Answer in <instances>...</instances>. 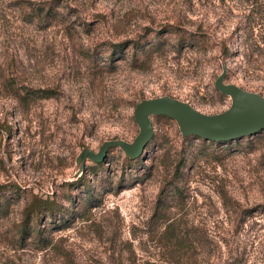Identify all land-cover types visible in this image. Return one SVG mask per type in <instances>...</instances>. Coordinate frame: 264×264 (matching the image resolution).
Instances as JSON below:
<instances>
[{
    "label": "rangeland",
    "instance_id": "1",
    "mask_svg": "<svg viewBox=\"0 0 264 264\" xmlns=\"http://www.w3.org/2000/svg\"><path fill=\"white\" fill-rule=\"evenodd\" d=\"M249 3L0 0V264H264V129L213 144L150 115L139 157L123 147L140 101L218 115L232 99L216 81L264 100V0ZM167 25L205 44L171 47ZM34 196L84 216L53 230L41 210L21 237Z\"/></svg>",
    "mask_w": 264,
    "mask_h": 264
},
{
    "label": "water",
    "instance_id": "2",
    "mask_svg": "<svg viewBox=\"0 0 264 264\" xmlns=\"http://www.w3.org/2000/svg\"><path fill=\"white\" fill-rule=\"evenodd\" d=\"M214 85L218 91L229 94L232 99L231 107L218 115H202L187 104L167 97L137 103L133 117L139 125V131L131 146L123 143L129 158L142 152L152 134L148 114L174 119L185 135H196L207 141H231L264 129V100L260 96L244 92L232 84L216 81Z\"/></svg>",
    "mask_w": 264,
    "mask_h": 264
},
{
    "label": "trees",
    "instance_id": "3",
    "mask_svg": "<svg viewBox=\"0 0 264 264\" xmlns=\"http://www.w3.org/2000/svg\"><path fill=\"white\" fill-rule=\"evenodd\" d=\"M257 3H258V0H250L249 11H251L252 7L254 5H257ZM47 13L48 12L47 11L46 12L43 11V9H37L36 16H38V15L40 16L41 14H43L42 17H44V16L47 15ZM160 32H163V33H159V34H163L164 37L165 36L168 37L169 35L173 36L174 41L170 45H171V47H177V49L182 48V47H190V48H192V47H195V48L203 47V45L205 44V40H204L203 36L198 35L195 32H188V31L182 30L178 26L167 25V26L163 27ZM249 35L248 34L243 35V39H242V45H244L243 48H245L246 50H248V48L251 49L252 45L254 44L252 42V40H250V36ZM155 36H158V33H155ZM125 43L126 42H121V43L114 44L113 45V49H112L113 53L119 52V49H121V47ZM135 43L136 42H134V44ZM157 45H160V44H156V46ZM221 51H222V53H225V55H227L228 48H222ZM252 71H255V69H253ZM160 116H162V115H160ZM234 140H236V139H234ZM208 142H212L213 144L221 143L219 141H210V140ZM227 142H229V141H227ZM206 147H208V146H206ZM220 151H221V149H220ZM199 153L203 154V153H206V152H205V150L203 148H201ZM137 157H139V155L136 156V157L130 158V159H136ZM177 164L181 165V166L184 165V161H183V156L182 155L178 157ZM147 175H149V173H147ZM76 182L84 183L83 180H82V177L79 176L74 181L66 182V185H73ZM87 197H89V192L87 193ZM93 201H98V198H93L92 200H90V203H89L90 205L88 204V207L86 209H88L89 207H94V206L97 205V204H92ZM96 203H98V202H96ZM59 205L60 204H58L54 200H49L47 198L43 199V198H38V197L34 196L27 203V205L25 206V209L23 210L24 211V217H23V223L21 225L22 227L19 229V236L23 235V233H27L29 236L32 235L33 229L31 228V225H30L31 215L34 214V213H37V212H39L41 210L46 211L48 213V215H53L54 213H57V215H59L56 219L59 221L60 224L54 225L55 227L53 228V230L54 229H59V228H66L69 225V223L71 222V220H73L76 217L84 216V213L80 212V211L75 212V213H71V212H68L64 208H63V210H60V206ZM0 215H1V213H0ZM38 232H39V230H36L34 232V235L37 236L39 234ZM38 238H40L43 241L45 239L44 237H40V236ZM239 261H242V260H240V259L235 257V258H232V259L223 260V262L220 263V264H239Z\"/></svg>",
    "mask_w": 264,
    "mask_h": 264
},
{
    "label": "bare ground",
    "instance_id": "4",
    "mask_svg": "<svg viewBox=\"0 0 264 264\" xmlns=\"http://www.w3.org/2000/svg\"><path fill=\"white\" fill-rule=\"evenodd\" d=\"M150 115H153V114H148V116H150Z\"/></svg>",
    "mask_w": 264,
    "mask_h": 264
}]
</instances>
